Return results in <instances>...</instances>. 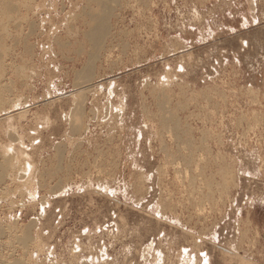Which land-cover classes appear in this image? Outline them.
<instances>
[{
  "label": "rangeland",
  "instance_id": "1",
  "mask_svg": "<svg viewBox=\"0 0 264 264\" xmlns=\"http://www.w3.org/2000/svg\"><path fill=\"white\" fill-rule=\"evenodd\" d=\"M104 2L0 0V264H264V0Z\"/></svg>",
  "mask_w": 264,
  "mask_h": 264
},
{
  "label": "bare ground",
  "instance_id": "2",
  "mask_svg": "<svg viewBox=\"0 0 264 264\" xmlns=\"http://www.w3.org/2000/svg\"><path fill=\"white\" fill-rule=\"evenodd\" d=\"M2 1V0H1ZM5 1V0H4ZM98 4H100L101 6V8H100V10L98 11V12H94V13H92L91 15H89V17H91V24L89 25V30H87V32L85 33V39L86 40H88L89 41V43L93 46V51H95V49L97 48V46H99L100 45V42H101V40L100 39H102V36H106L105 35V33H104V31L106 32V31H109L108 29H104V22H105V20L107 21L108 19H106V17H108V15H109V8H107V4L104 2V0H95ZM106 1V0H105ZM111 1V0H110ZM115 2V1H114ZM128 2H129V0H128ZM105 3V4H104ZM109 4H110V2H108ZM115 4V3H114ZM112 6V5H111ZM21 7V6H20ZM84 8V7H83ZM88 8V7H87ZM4 9V8H3ZM83 11H84V9H83ZM90 12V11H89ZM84 13V12H83ZM3 15V14H2ZM6 16V15H5ZM2 18V17H1ZM90 19V18H89ZM109 24V23H108ZM2 25V24H1ZM109 26V25H108ZM1 27V26H0ZM31 27H32V25H31ZM110 27V26H109ZM1 30V29H0ZM103 33H104V35H103ZM107 33V32H106ZM104 38V37H103ZM106 38V37H105ZM24 41V40H23ZM100 41V42H99ZM103 42V41H102ZM101 42V43H102ZM99 44V45H98ZM14 46V45H13ZM101 47V46H100ZM102 48V47H101ZM96 52V51H95ZM98 52V51H97ZM13 53V52H12ZM108 55V54H107ZM9 57V56H8ZM87 70V71H86ZM85 71H81L80 73L83 75V76H86V74L87 73H89V71H88V69H86ZM79 73V74H80ZM81 74H80V76H81ZM83 76H81L82 78H83ZM88 76V75H87ZM79 77V76H78ZM81 77H79V78H81ZM10 82V81H9ZM80 87V86H79ZM82 87V86H81ZM78 89V88H77ZM87 91V89H86V87L84 86V88H82L79 92H77V94H75L74 95V103L73 104H75V108H72L73 110H71V111H73L72 113V118H74V121H75V124L72 122L71 124H74L73 125V127H77L76 129H79V128H81L82 126V124L80 125V127H78L79 126V116H80V111H79V107L81 106V105H83L84 104V101H85V97H86V95H85V92ZM11 94V93H10ZM151 94V93H150ZM166 95V94H165ZM165 95H163V96H165ZM4 96V95H3ZM161 97V96H160ZM162 100V99H161ZM160 100V101H161ZM156 102V101H155ZM163 102V101H162ZM158 104V103H157ZM162 104V103H161ZM166 104H167V102H166ZM167 106V105H166ZM165 106V107H166ZM156 107V106H155ZM160 107H161V105H160ZM164 107V106H163ZM167 108V107H166ZM165 108V109H166ZM144 109V108H143ZM163 109V108H162ZM70 111V112H71ZM144 111H145V109H144ZM160 111V110H159ZM18 112V111H17ZM163 112V111H162ZM146 113V112H145ZM166 113V112H165ZM153 114V113H152ZM171 114V113H170ZM20 115V114H19ZM165 115V114H164ZM167 115V114H166ZM146 116V115H145ZM163 117H166V116H163ZM162 118V117H161ZM175 118V117H174ZM146 119H148V118H146ZM167 119V118H166ZM159 122V121H158ZM154 124V123H153ZM160 124V123H159ZM164 125V124H163ZM72 126V125H71ZM70 126V127H71ZM165 126V125H164ZM73 127H71V129L73 130ZM74 128V129H75ZM75 129V130H76ZM162 129V128H161ZM75 130H73V131H75ZM167 130V129H166ZM77 131H79V130H77ZM160 131V130H159ZM167 133V132H166ZM12 134V133H11ZM161 134V133H160ZM174 135H175V133H174ZM176 136V135H175ZM177 138V137H176ZM192 138V137H191ZM192 140V139H191ZM164 141V140H163ZM188 141V140H187ZM177 142H178V140H177ZM175 143V142H174ZM162 146V145H161ZM160 146V147H161ZM177 146V145H176ZM196 147V146H195ZM165 148V147H164ZM194 149V148H193ZM162 150H163V148H162ZM181 150V149H180ZM188 150V149H187ZM21 151V150H20ZM190 151V150H189ZM193 154V153H192ZM191 155V154H190ZM187 158V157H186ZM171 159V158H170ZM174 159V158H173ZM183 159H185L184 157H183ZM171 161V160H170ZM179 161V160H178ZM177 161V162H178ZM6 162V161H5ZM173 162V161H172ZM174 162H175V160H174ZM182 162H184V161H182ZM186 162V161H185ZM184 162V163H185ZM191 162V161H190ZM187 163V162H186ZM8 164V163H7ZM6 166V165H5ZM182 167V166H181ZM2 168V167H1ZM5 168V167H4ZM25 168V167H24ZM221 168V167H220ZM223 168V167H222ZM6 169V168H5ZM30 170V169H29ZM220 170V169H219ZM4 171V170H3ZM20 171V170H19ZM185 171V170H184ZM184 173V172H183ZM1 174V173H0ZM5 174V173H4ZM226 174H228V173H226ZM2 175V174H1ZM141 175V174H140ZM139 175V176H140ZM138 176V177H139ZM229 176V175H228ZM184 177V176H183ZM20 178H22V177H20ZM19 178V179H20ZM226 178V177H225ZM198 179V178H197ZM140 180V179H139ZM34 181V180H33ZM199 181H200V179H199ZM198 181V182H199ZM188 182V181H187ZM192 182V181H191ZM191 182H189V183H191ZM224 182V181H223ZM226 182H227V180H226ZM234 182V181H233ZM182 183H183V181H182ZM201 183V182H200ZM140 184H142L141 182H140ZM193 184V183H192ZM29 185H31V184H29ZM139 185V184H138ZM200 185V184H199ZM227 185V184H226ZM191 186V185H190ZM225 186V185H224ZM68 188V187H67ZM146 189V188H145ZM144 189V190H145ZM135 190H137V189H135ZM58 192V191H57ZM140 192V191H139ZM22 193V192H21ZM104 193V192H103ZM136 195V194H135ZM21 196V195H20ZM29 196V195H28ZM21 197H23V196H21ZM160 197V196H159ZM160 199V198H159ZM137 200V199H136ZM35 201V200H34ZM162 202V201H161ZM41 203H43V202H41ZM44 204V203H43ZM162 204V203H161ZM45 205V204H44ZM41 208H42V205H41ZM57 211V210H56ZM42 214V213H41ZM42 219V218H41ZM188 223V222H187ZM27 230V229H26ZM28 231V230H27ZM29 232V231H28ZM27 233V232H26ZM27 236H28V234H27ZM26 238V237H25ZM188 250V249H187ZM191 260V259H190ZM244 259L243 258H241L240 259V261H243ZM186 263V262H185ZM191 264V263H190ZM204 264V263H203Z\"/></svg>",
  "mask_w": 264,
  "mask_h": 264
}]
</instances>
